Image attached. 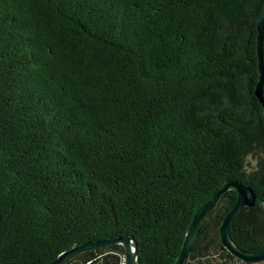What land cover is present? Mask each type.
Here are the masks:
<instances>
[{"label":"trees","instance_id":"trees-1","mask_svg":"<svg viewBox=\"0 0 264 264\" xmlns=\"http://www.w3.org/2000/svg\"><path fill=\"white\" fill-rule=\"evenodd\" d=\"M263 9L264 0H0V264H50L118 236L136 240L138 264H173L197 210L226 182L257 195L232 221L233 241L263 251ZM237 197L227 192L205 217L186 264H255L220 240ZM121 256L112 244L68 264Z\"/></svg>","mask_w":264,"mask_h":264},{"label":"water","instance_id":"water-1","mask_svg":"<svg viewBox=\"0 0 264 264\" xmlns=\"http://www.w3.org/2000/svg\"><path fill=\"white\" fill-rule=\"evenodd\" d=\"M257 56L260 75L256 85L255 94L259 98L264 111V9L258 23ZM229 191H235L238 194V197L221 222L219 230L221 243L232 256L241 261L248 263L264 262V250L260 252L243 251L235 244L230 234V225L232 221L236 219L245 208L255 207L257 195L254 189L249 186L238 182H226L207 203L197 210L187 231L181 252L176 257L173 264H186L189 254L197 241L205 217L220 203ZM112 244L124 247V264H138V244L132 236H118L77 245L62 252L57 259L50 264H67L82 253Z\"/></svg>","mask_w":264,"mask_h":264},{"label":"rangeland","instance_id":"rangeland-1","mask_svg":"<svg viewBox=\"0 0 264 264\" xmlns=\"http://www.w3.org/2000/svg\"><path fill=\"white\" fill-rule=\"evenodd\" d=\"M256 164H257V161L253 158H248V165H249V171H253L255 168H256ZM94 250V249H93ZM92 251V250H91ZM124 257L125 256H121V264H124ZM75 259V258H74ZM72 261V260H71ZM70 261V262H71ZM69 262V263H70ZM93 261H88L86 264H92ZM68 264V263H67ZM255 264H264V262L262 263H255Z\"/></svg>","mask_w":264,"mask_h":264}]
</instances>
